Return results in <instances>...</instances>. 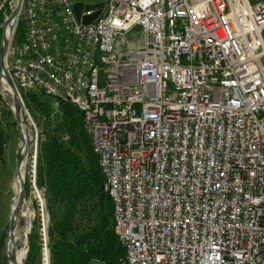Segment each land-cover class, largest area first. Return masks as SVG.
I'll use <instances>...</instances> for the list:
<instances>
[{
    "label": "built area",
    "instance_id": "1",
    "mask_svg": "<svg viewBox=\"0 0 264 264\" xmlns=\"http://www.w3.org/2000/svg\"><path fill=\"white\" fill-rule=\"evenodd\" d=\"M76 2L24 0L6 66L82 112L126 264H264V0Z\"/></svg>",
    "mask_w": 264,
    "mask_h": 264
},
{
    "label": "trees",
    "instance_id": "2",
    "mask_svg": "<svg viewBox=\"0 0 264 264\" xmlns=\"http://www.w3.org/2000/svg\"><path fill=\"white\" fill-rule=\"evenodd\" d=\"M3 10L0 9V26L4 22ZM19 25L16 42L24 41V26L21 21ZM2 34L0 28V36ZM41 97L48 98L42 92ZM48 99L42 105L37 92L26 91L22 100L30 113L34 103L51 113ZM58 112L60 133L47 137L38 157L39 171L46 176L43 185L48 194L49 214L52 220L60 214L49 232L51 264H90L93 261L126 264L125 248L115 234L113 203L98 158L92 152L83 114L69 102L58 103ZM29 188L28 182L27 195ZM38 223L34 224L30 236L25 264H36L41 256V225ZM44 252L48 256V251L44 249ZM3 264H8L6 258Z\"/></svg>",
    "mask_w": 264,
    "mask_h": 264
},
{
    "label": "rangeland",
    "instance_id": "3",
    "mask_svg": "<svg viewBox=\"0 0 264 264\" xmlns=\"http://www.w3.org/2000/svg\"><path fill=\"white\" fill-rule=\"evenodd\" d=\"M85 4H94L97 0H84ZM96 1V2H95ZM17 0H0V9H4L2 13V18L4 22L0 28L3 30V25L6 19L10 16ZM2 36H0V41ZM122 42L120 45L121 51H128L131 48H135L140 40L137 33L128 34L126 37L120 39ZM37 92L40 96L42 105L44 101L48 98L41 97V92ZM50 101L51 113L43 110V106H38L36 103L32 105V112L28 110L29 117L31 118L33 124L36 126L37 130V141H36V156L33 155L31 163L27 164V183L29 182L30 188L27 197L26 210L33 213V219L31 227L28 230V220L22 218L16 235L19 238L18 248H25L26 250L30 249V236L33 232V227L36 221L41 225L39 234L41 237L42 251L43 247L47 245V250L49 254V264H51V257L49 253L48 244L50 241V228L58 220L60 214H56L57 218L52 220L51 215L49 214L48 209V194L46 188L43 185V182L46 180V176L39 171V162L38 157L41 152L43 144L46 142V139L50 135L59 134L58 125L60 123V114L58 112V104L53 99H48ZM13 106L12 99L10 94L0 88V130L5 132V151L3 155V160L0 161V264H3L5 259L4 251V241L5 236L8 230L12 203L15 196L14 188V179L16 173V155L15 149L17 146V132L15 118L11 111ZM36 219V220H35ZM38 223V224H39ZM27 245V246H26ZM41 251V256L36 262V264H46L48 262L47 253L44 252V262H43V252ZM28 257V256H27ZM27 259H25L26 261Z\"/></svg>",
    "mask_w": 264,
    "mask_h": 264
},
{
    "label": "water",
    "instance_id": "4",
    "mask_svg": "<svg viewBox=\"0 0 264 264\" xmlns=\"http://www.w3.org/2000/svg\"><path fill=\"white\" fill-rule=\"evenodd\" d=\"M24 0H17L10 16L6 19L3 25V34L0 42V88L3 89L2 83L4 82L8 87L7 92L10 94L13 106L11 111L15 118L16 132H17V146L15 149L16 155V173L14 179L15 196L12 203L11 216L9 221L8 230L4 241L5 258L8 264H19L16 256L15 237L18 226L24 216L25 208L27 205V166L23 159L24 143L27 140V133L25 126L28 125L29 117L28 111L25 107L23 99V89L20 80L15 76V72H9L6 66L7 55L10 45L19 29V15L23 7ZM104 2L96 4H85L84 1H78L74 5V11L77 19L83 25H91L102 13ZM94 11L92 16L83 17V11ZM4 90V89H3ZM33 136L37 140V130L33 131ZM5 132L0 130V158L3 157L5 151ZM36 146V145H35ZM36 156V147H35ZM105 188V186H103ZM29 250H27L28 256ZM27 259V258H26ZM90 264H105L101 261H93Z\"/></svg>",
    "mask_w": 264,
    "mask_h": 264
},
{
    "label": "bare ground",
    "instance_id": "5",
    "mask_svg": "<svg viewBox=\"0 0 264 264\" xmlns=\"http://www.w3.org/2000/svg\"><path fill=\"white\" fill-rule=\"evenodd\" d=\"M96 2V1H95ZM3 89L7 91L8 87L6 86V84L3 82ZM27 119H28V125H24L25 126V131L27 133V140L24 143V150H23V159L25 162V165L27 166L28 162L31 163L33 155L35 156V145H36V138L33 136V131L35 130V125L33 124L32 120L30 117H28V115L26 114ZM23 218H26L28 220V230L31 227V221L33 219V213L31 211H27V213L24 212V216ZM36 220V219H35ZM18 242H19V238L16 235L15 237V246H16V256H17V260L19 262V264H25V259L27 258V250L25 248L19 249L18 247ZM27 246V245H26Z\"/></svg>",
    "mask_w": 264,
    "mask_h": 264
},
{
    "label": "crops",
    "instance_id": "6",
    "mask_svg": "<svg viewBox=\"0 0 264 264\" xmlns=\"http://www.w3.org/2000/svg\"><path fill=\"white\" fill-rule=\"evenodd\" d=\"M76 1L78 2V1H84V0H76ZM98 1H99V0H97V2H98ZM84 3H85V1H84Z\"/></svg>",
    "mask_w": 264,
    "mask_h": 264
},
{
    "label": "flooded vegetation",
    "instance_id": "7",
    "mask_svg": "<svg viewBox=\"0 0 264 264\" xmlns=\"http://www.w3.org/2000/svg\"><path fill=\"white\" fill-rule=\"evenodd\" d=\"M3 160V158H0V161H2Z\"/></svg>",
    "mask_w": 264,
    "mask_h": 264
}]
</instances>
